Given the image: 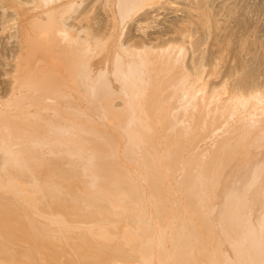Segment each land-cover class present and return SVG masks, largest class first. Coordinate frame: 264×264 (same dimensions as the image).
Here are the masks:
<instances>
[{
  "label": "bare ground",
  "instance_id": "obj_1",
  "mask_svg": "<svg viewBox=\"0 0 264 264\" xmlns=\"http://www.w3.org/2000/svg\"><path fill=\"white\" fill-rule=\"evenodd\" d=\"M253 7L0 0V264H264Z\"/></svg>",
  "mask_w": 264,
  "mask_h": 264
},
{
  "label": "rangeland",
  "instance_id": "obj_2",
  "mask_svg": "<svg viewBox=\"0 0 264 264\" xmlns=\"http://www.w3.org/2000/svg\"><path fill=\"white\" fill-rule=\"evenodd\" d=\"M227 1H228V0H227ZM242 1H243V2L245 1V3L248 2V3H251L252 5H254V7H253V8H254V9H253V10H254V16H253V17H254V19H255V23H254V22H253V23L256 25V23L259 21L260 23L258 22L257 25H258V26H259V24L262 25L261 27L259 26L260 29L258 28V32H259L258 35H260V37H261L262 40H263V38H264V36H263V35H264V30H263V29H264V25H263L264 22H263V20H264V19H262V18H264V16H263V15H264V13H263V12H264V8H263L262 6H263L264 2H262V1H264V0H254V1H253V0H242ZM246 1H247V2H246ZM255 1H256V2H255ZM257 1H258V2H257ZM253 2H254V3H253ZM256 3H257V5H256ZM260 4H261V5H260ZM258 5H259V7H257ZM173 6L176 7L177 5H173ZM255 7H257V8L255 9ZM260 8H261V9H260ZM257 9L260 10V11H258ZM255 10L258 11V12H256ZM261 11H263V12H262L263 15H262V13H261V15H260L259 12H261ZM166 13L169 14V15H171L170 12H166ZM177 13L180 14L181 12H178V11H177ZM167 14H166V16H163V15H162L161 17H162V18H165V17H167ZM169 15H168V16H169ZM258 15H260V16L262 17V18H261L262 21H261V19L259 18L260 16H258ZM257 16H258V17H257ZM257 19H258V20H257ZM259 19H260V20H259ZM162 20H163V19H162ZM163 22H164V21H163ZM257 25H256V26H257ZM262 27H263V28H262ZM260 31H261L263 34H262ZM166 33H167V32H166ZM156 36H161V35H160V34H157V35L154 34L153 37H156ZM169 36H170V39H171V38L174 36V34H172V33H171V34L168 33V35L164 36L163 38H160L159 40H164L166 37H168V38H166V39H169ZM248 56H249V55H248ZM248 56H247V57H248ZM249 58H250V57H249ZM254 59H255L254 57L251 58V59H248L249 64H253V62L256 60V59H255V60H254ZM257 148H258V147H257ZM258 149H259V148H258ZM258 149H257V150H256V149L254 150V152L256 151V157H258V156L260 155V156H261L260 158H264V155H263L264 152H262V150H263L262 147H260L259 150H258ZM257 151H258V152L260 151V152L258 153ZM263 151H264V150H263ZM254 152H253V154H255ZM257 153L259 154L258 156H257ZM262 153H263V154H262ZM261 154H262V155H261ZM253 156H254V155H253ZM253 158H254V157H253ZM247 173H248V172H247ZM249 174H250V173H248V177H249ZM245 176H247V174H245V175L243 176V179H242V178H241V179H242V180H245V178H244ZM246 178H247V177H246Z\"/></svg>",
  "mask_w": 264,
  "mask_h": 264
}]
</instances>
